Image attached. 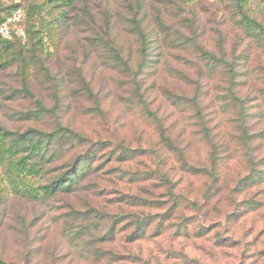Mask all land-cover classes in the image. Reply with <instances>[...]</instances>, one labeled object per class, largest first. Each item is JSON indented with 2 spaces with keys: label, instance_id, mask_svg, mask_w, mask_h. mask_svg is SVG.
Listing matches in <instances>:
<instances>
[{
  "label": "rangeland",
  "instance_id": "374dc122",
  "mask_svg": "<svg viewBox=\"0 0 264 264\" xmlns=\"http://www.w3.org/2000/svg\"><path fill=\"white\" fill-rule=\"evenodd\" d=\"M203 122L226 142L222 176L264 175V0H0V260L98 264L93 184L127 194L146 161L129 149L155 145L161 123L205 158ZM73 167L80 183L55 187ZM252 213L243 224L264 225Z\"/></svg>",
  "mask_w": 264,
  "mask_h": 264
},
{
  "label": "trees",
  "instance_id": "16d2710c",
  "mask_svg": "<svg viewBox=\"0 0 264 264\" xmlns=\"http://www.w3.org/2000/svg\"><path fill=\"white\" fill-rule=\"evenodd\" d=\"M209 57L218 62L213 55ZM232 67L230 74L235 71ZM200 116L204 119V114ZM202 126L198 133L208 145L205 158H192L190 146L176 144L161 123L155 145L129 149L133 154L140 152L146 161L136 165L143 170L127 174V194L116 187L107 194L102 182L93 184L95 199L88 201L82 213L89 220V258L98 264H264V225L245 226L241 220L252 212H264L263 190L252 192L251 188L258 189L264 175H243L238 169L234 178L225 172L222 176L220 159L227 151L226 142L214 139L206 122ZM241 138L248 150L250 137L245 128ZM247 159L255 169L250 150ZM89 160L85 161L88 170L94 163ZM229 161L225 160L224 168ZM81 172L73 167L58 175L54 186L61 188L68 182V187H75ZM0 264L17 263L0 260Z\"/></svg>",
  "mask_w": 264,
  "mask_h": 264
}]
</instances>
